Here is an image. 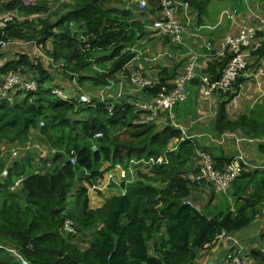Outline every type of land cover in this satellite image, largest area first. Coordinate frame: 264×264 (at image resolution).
<instances>
[{"label":"trees","instance_id":"16d2710c","mask_svg":"<svg viewBox=\"0 0 264 264\" xmlns=\"http://www.w3.org/2000/svg\"><path fill=\"white\" fill-rule=\"evenodd\" d=\"M69 1H0V14L15 12L26 18L7 24L6 39L35 43L44 51V59L21 53L0 66V83L6 75L18 73L38 86L35 91H18L23 94L18 101L14 94L0 98V174L7 171L6 176L0 175V264H21L19 257L30 264H192L197 252L218 235L239 231L254 220L264 202V170L244 171L232 182L233 208L210 215L184 203L191 199L194 185L183 175L197 168V141L181 140V130L174 126L159 130L152 121L139 118L147 111L126 98L117 102L92 98L90 105L78 102L83 88L101 90L117 82L118 74L130 77L131 69L126 66L136 56L135 48H140L138 41L154 35L147 26L160 10V0H147L144 12L118 6L116 0ZM173 1L187 4L193 21L201 25L209 6L221 0ZM237 4L232 5L239 11L242 4ZM205 49H199L204 55L199 61L208 58L206 67L197 69L198 75L188 84L187 101L172 110L177 119L193 114L190 96L198 89L199 74L215 79L228 60V54L216 55V51L208 57ZM253 55L264 57V43ZM183 61L162 68L152 84L141 89V98L157 96L163 86L170 89ZM60 70L62 77L78 86H71L76 92L70 101L60 99L51 89L63 88L54 85ZM245 79L237 78L231 91L218 92L215 135L264 136V102L249 115L235 120L227 116L226 105ZM110 104L112 113L107 108ZM82 112L83 116L75 118ZM33 130L54 150L52 158L33 169L35 156L24 147L18 149L16 159H10V154L2 157L3 152L11 153L9 145L24 144ZM173 138L179 142L170 150L168 142ZM200 147L209 150V146ZM262 148L264 144L259 143L258 149ZM215 155L217 167L230 160L221 153ZM135 162H147V166H135L136 177L128 174L131 181L122 182L119 193L91 208L87 188L79 183L96 184V178L109 169L101 170L104 163H110L111 169L115 165L128 168ZM15 183L20 193L11 190ZM68 220L74 223L76 235L63 230ZM84 242L86 248L80 246ZM251 256L257 264H264L263 252L253 250Z\"/></svg>","mask_w":264,"mask_h":264},{"label":"built area","instance_id":"2783aa9c","mask_svg":"<svg viewBox=\"0 0 264 264\" xmlns=\"http://www.w3.org/2000/svg\"><path fill=\"white\" fill-rule=\"evenodd\" d=\"M8 1V0H0ZM141 7H138L140 11L144 12L147 8V0H141ZM160 10L157 14H154L155 19L150 23L147 28L148 31L152 33H157L162 37L168 38L171 42H175L181 45H185L183 42L184 34L189 28L192 27L193 17L189 12V7L187 4L177 3L173 0H160ZM227 18H230L232 15L231 12H225ZM4 13L0 16V50H4L7 47L8 39H6V27L9 22L14 21L16 18L13 14ZM257 19H260L259 15H256ZM195 23V22H194ZM264 33V24L259 25L251 24L247 26H242L238 29L237 32L228 33L224 36L220 42V46L217 54L225 55L228 54V60L221 70L218 77L212 79V77L206 73L199 74V88L203 96L207 97L214 93L218 92H227L233 90L234 83L237 78L246 75H249L248 69L251 67V62L254 58L253 52L256 51L259 47L256 44L257 35L259 32ZM208 50L212 49V44L208 43L206 45ZM189 55L182 66L181 72L170 81L171 88L167 89L162 87L161 91L157 96L148 99L142 98L138 103L134 105L141 109L146 110L147 113L145 121H152L159 112H167V114L172 118L174 114L172 113L173 108L176 105L181 104L187 97V87L190 81L198 75L197 69L201 70L204 68V65L199 62V53L193 50L190 46L188 48ZM138 69H133L129 80L133 81L134 89L141 92V89L145 86H150L152 82L143 77L141 72H138ZM38 89L37 84L30 80L24 79L18 73H10L6 75L2 82L0 83V98L7 97L9 94L17 93L18 91H35ZM52 92L64 100H69L71 97L64 90L59 87H52ZM103 90L100 91L98 100L104 101V96L102 94ZM118 98L117 96H115ZM115 98V99H116ZM90 96L82 92L79 93L78 102L84 103L87 105L91 104ZM149 100V101H145ZM130 101V100H129ZM110 113H112L113 105L110 104L107 106ZM40 125H43V122H40ZM176 128L180 127L173 125ZM227 133V132H226ZM97 137L101 136V133L96 134ZM229 137V134L221 135V138ZM186 138H193V136H188ZM184 138L182 137L181 140ZM238 141V140H237ZM171 146V145H170ZM170 150L175 149L176 147H170ZM238 148V146H237ZM198 166L195 171H189L183 175V177L189 181L190 184L194 186L203 187L204 185L209 186L208 188H214L217 192L227 191L232 182L239 177L244 171L248 170H257L259 166H251L255 164L249 163L245 156L241 153V150L238 151L230 158V160L223 166L217 167L216 163L211 156V154L202 150L197 154ZM151 164L160 163L159 161H148ZM167 161L165 160L164 163ZM71 163H75L74 156L71 157ZM137 163V162H135ZM147 163V162H144ZM113 168H116L115 175L121 179L126 178L131 166L128 168H123L120 165H115ZM112 168V169H113ZM114 170V171H115ZM5 174V172H4ZM105 177L98 176L96 182L98 186H95L94 189L102 191V188L99 186ZM101 179V181H97ZM115 179L114 177H109L107 175V185ZM106 188V186L104 187ZM186 204L193 205L190 200H185ZM63 230L67 235H76L77 230L72 221H67L64 224ZM227 233L223 232L214 239L211 244H207L205 247L215 244L220 238L225 236ZM264 253V250L261 249ZM234 264H257V262L252 258L250 253H243L238 255L232 253ZM21 264H30L27 260L20 258Z\"/></svg>","mask_w":264,"mask_h":264},{"label":"rangeland","instance_id":"374dc122","mask_svg":"<svg viewBox=\"0 0 264 264\" xmlns=\"http://www.w3.org/2000/svg\"><path fill=\"white\" fill-rule=\"evenodd\" d=\"M64 1L70 2L69 0H64ZM116 1H117L116 3L118 6L125 7V8H130V9L133 8L134 9V8L141 7V5H140L141 0H116ZM239 1H241V0H230L231 4H233L235 2H239ZM2 2H4V1H2ZM250 3L252 4L251 8L253 10H255L257 12L260 11L262 14L261 19L260 20L256 19L254 23L257 22L259 25L264 24V0H250ZM56 6L57 5H55L52 9H54ZM11 14H13L16 18H18L15 20L19 21V20L26 19V18H23L22 16L18 15L15 12H11L9 15H11ZM1 15L2 14H0V16ZM36 16L38 17L39 15H31V16H29V18H33ZM224 16L225 17H223V18L226 20V18H227L226 13H224ZM213 17H214V21L210 22V21H207L208 16H204L205 20L207 21V25H212L214 22H216L217 14L213 13L211 15V18H213ZM243 17L244 16L241 13L238 15L237 18L235 17L234 24L237 25L236 30L238 28H240L242 25L246 24V23H243V21H244ZM52 19H54V17H52ZM226 26H227V24H225L224 28ZM210 32H214V31H210L207 28H204L202 30V34L206 38L210 37ZM224 32H227V31L222 30L221 36L224 34ZM217 33H218L217 35H220L219 31H217ZM149 37L150 38H148V40L146 39V37H144L140 41H138V45L140 46V48L138 47L139 49H136L137 47L136 48L134 47L136 50V56L134 57V59L130 63L127 64L126 69H128V70L131 69V72L133 69H138L139 70L138 72H141L143 77L146 78L147 80H150L151 82L154 80V76H156L155 73L159 69L161 70L162 68H170L171 66H173L174 62L177 63L181 60H184L182 63V66H183V64L185 63V61H186V59L190 53L188 50L189 46L190 47L193 46L198 52H200L199 49L201 47H199V46H201V45H199L198 47L194 46L195 44H200V43L199 42L197 43V41L194 40L193 38H188L187 40H184V38H183V42L185 43V45H181V44H178L175 42H171L170 40H169V42H167V40L165 39L166 37H162V36L158 35L157 33H155L154 35L149 34ZM196 38H197V40H200L199 37H196ZM222 38H220V39H222ZM173 45L181 46V47L178 48L179 49L178 50ZM213 49H216V51H218L219 44L215 45L213 47ZM43 52L44 51L42 50V48L40 46H37L35 43H27V42H23V41H18V42L9 41L7 44V47L4 50H0V54H1L0 55V66L8 60H15V58H18L17 56L21 53L27 54L31 59H37V58H43L44 59ZM212 52L213 51H211L210 53H212ZM203 60H201L199 62L201 65L204 63ZM182 66L179 69L180 72L182 70ZM251 67H249L248 71L251 70L250 69ZM60 72H61V70L56 72V73H58V76L56 78H60L65 82V83H63V85H65L66 87H63L65 89H63V88L62 89L66 93L70 94V92H71L70 97L72 98L73 97L72 94H74L76 92L74 90L78 86L71 79L62 77L60 75L61 74ZM118 75L120 76V77H117L118 81L112 83L113 85H110L109 87L105 88V90H103L102 94H103L104 98L107 97L111 100L113 99L112 102H117V100L122 101L123 98H126L127 100L133 101L135 103L140 102L142 99L141 95H140V91H137L134 89L133 81L132 80L130 81L128 76H125V75L122 76L120 74H118ZM21 77H22V75H21ZM123 77L124 78L126 77L127 79L125 78V81H123V83L121 82L122 87L119 89L118 83L120 81V78L123 80ZM241 77L246 78L247 76L243 75ZM46 86L50 87L51 85L47 84ZM71 86H75L76 88L73 89V88H71ZM99 91H100L99 89L87 90L86 88H83L81 90L82 93L87 94L88 96H90V98H96V99L98 98V96L100 94ZM13 94H11L10 96L13 95V99H15L17 101L20 100V97L23 95V94L19 95L17 93H13ZM216 95H218V97H219V93H214V94L207 96V97L201 96L200 98L202 99V101H205V102H200L198 99V96H196V105H194V107H193V113L194 114L191 115V117L187 120H181L180 121V119H176L174 117L171 118L167 114V112H159L156 115V117L154 119H152V122L156 125V127L159 130L162 129L164 126L176 125V126L180 127L181 133H182L181 138L193 136V134H196L197 132H199V130H198V125H199V127L201 128L200 132H202V131L206 132L204 134H206L207 136H202V135L199 136L200 134H196V136H194V138H196V137L199 138V139L196 138L198 140L197 143L199 146L195 147V153L198 154L201 150H203L200 146H209L210 154H212V146L213 147L214 146H220V148H221L224 145L217 144V141L215 140V138L213 136H211L212 134H215V133L214 132L212 133L211 129L206 128V126L203 125L205 123L204 118L197 121V123H195L193 121V119L196 116L200 118V114H202V113L204 114L205 117L210 118V116H211V118H212V115L216 111V108H215L216 105L214 107L212 104H210L211 103L210 100L212 99L213 96L215 97ZM115 96L118 97L117 100L114 99ZM188 98H189V96H187V99ZM190 98L193 99L192 96H190ZM219 100H220V97H219ZM194 102H195V99H194ZM245 106H246V103L244 105L243 111H241L240 113L246 112ZM213 108H215V109L213 110ZM197 109H198V112H196ZM202 110H204V111H202ZM212 110H213V112H212ZM83 115H84V112H82L81 114H78L77 116H75V118H78V117L83 116ZM139 118L146 119L145 113L140 114ZM224 134H229V132L224 133ZM31 135L32 136L26 142H24V144H16L15 143L12 147H11V145H9V148H11V153L10 152L9 153L3 152L2 157L5 158L8 154H10L9 155L10 159H13V158L16 159L15 156L18 153V149L24 147L23 150L28 151L31 154H34L35 159L33 162V169H38V166L43 164L46 158H52L53 157L52 152L54 150L49 149L45 145V143H43V141H41V139H40L41 137L37 133L36 130H33ZM238 135H240V134L238 133ZM219 137H220L219 140H222L221 136H219ZM243 139L248 141L251 138H243ZM253 139L254 138H252L251 142H250V143L254 142L253 145L259 144V143L264 144V136H262L260 139H257L256 141H254ZM245 140H244V144L246 142ZM169 142L171 143V144L169 143V145H171L172 147H176L178 142H179V139L173 138ZM227 142H228V140H227ZM226 143H225V146L222 147L223 152H224L225 147H226V150L229 152V148H228V145ZM242 143H243V141H242ZM242 150H243V148H242ZM243 152L241 151V153L245 156L247 153H245L244 150H243ZM246 156H245V159L247 160ZM49 165L50 164L48 163L47 166H49ZM137 165H141V167H139L140 169H143V168H145V166H147L146 163H144V162L134 163V165L131 166V169L128 172V174H130L131 177H134L136 175L135 174V170H136L135 166H137ZM109 166H110V163H104L103 167L101 168V170H106L105 168H109V169H107V172H105V177L103 179V182L99 185L102 188L103 192L94 189V185L98 186V183H96L94 185L92 183L89 184V183H85V182L79 183L80 187H81V185H84L87 188V195L89 198V205L91 208L92 207L96 208V207L100 206L102 204L103 199L106 196L110 195L109 193L106 192L108 187L112 186L113 188L111 190H113L112 192L116 194V193L120 192V186L119 185H121L122 182H125L127 184L128 182L131 181L130 177H128V174H126L125 179H121L120 177L116 176L115 175V172H116L115 169L116 168L110 169ZM197 166H198V161L195 158L194 159V167H197ZM251 166H258V164L251 165ZM0 175L4 176V175H2V173ZM107 175L109 177L115 176V181L113 183L112 182L109 183L108 185L106 183L107 182V180H106ZM97 181L99 182V181H101V179H98ZM77 184L78 183H76L75 185H77ZM105 186H106V188H104ZM230 188H231V186H230ZM11 190H15L17 193L21 192L19 185L14 186V189L11 188ZM192 203H193V200H192ZM193 205H194V203H193ZM228 206H229V190H227L225 192H217L214 190V188L213 189L211 188V194L209 195V200L204 204L203 211L206 213L209 212V214L212 215L213 213H216L219 210H225ZM78 236H79V234H78ZM84 239L87 240L88 237H84ZM87 245L88 244L85 242L80 244V246H83V247L87 246Z\"/></svg>","mask_w":264,"mask_h":264},{"label":"crops","instance_id":"0c3cea01","mask_svg":"<svg viewBox=\"0 0 264 264\" xmlns=\"http://www.w3.org/2000/svg\"><path fill=\"white\" fill-rule=\"evenodd\" d=\"M237 3H239L240 5L242 4V6H240L239 11H237V9H236L238 6L232 5L231 2H229V1H225V0L214 1L209 6L210 12L206 16H208L207 21L213 22L214 17L211 18V15L213 13H216L217 14L216 22H214L212 25H207V21L205 20V18H203L201 25H197L193 22L191 28H189L188 30L186 28V32L184 34V40H187L188 38H193L194 40L197 41V43L198 42L200 43V44H195L194 46L198 47L199 45H201V46H199L201 48L203 47V44H205V41L209 40V43L213 42L212 44L214 47L215 45L220 44V42H221L220 38H222L224 35L238 31L239 28L236 30L237 25L234 24V20H235V17L237 18L240 13L244 16L243 17V20H244L243 23H246V24H244L245 26L251 25V24H256L257 22L254 23L256 20L255 19L256 15H259L260 19H261V16H262L261 12L260 11L257 12L251 8L250 0H241ZM239 4H237V5H239ZM225 12H231L233 16H231L230 18H226V20H225L223 18V17H225L224 16ZM260 19H258V20H260ZM225 24H227V26L224 28ZM244 25H242V26H244ZM204 28H207L210 31H214V32H210V37L206 38L202 34V30ZM222 30L227 31V32H224V34L221 36ZM217 31L220 32V35H217L218 34ZM257 36L258 37L256 40V44H258L260 46L262 43H264V33L261 31L258 33ZM196 37H199L200 40H197ZM191 47L197 53H200L193 46H191ZM178 48L179 47L176 46V49H178ZM207 51H209V50H207ZM207 59L208 58H205L203 60L204 67H206L205 61H207ZM251 65H253V66L250 68L251 70L248 71L249 75L245 79L244 83L240 86V90H239L237 96H235L226 105L227 116L231 120H235L239 115H249L251 112H253V110L255 108H261L263 106V102H264V57H262L261 59H257V58L254 59L253 58ZM159 71H160V69L155 73L156 76H154V80H155V77H157V74ZM123 81H125V80L123 79V80L119 81V83H118L119 89L122 87ZM63 83H65L63 80L56 78L54 85H60V86L66 87L65 85H63ZM190 93H191V91H190ZM190 93H188L187 96H189ZM191 96L193 98V99H191L192 103H193V107H194V105H196V96H198V99L200 102H205V101H202V99L200 98L201 96H203V94H202L199 86H198L197 91L193 92V94ZM194 99H195V102H194ZM144 100L149 101L146 99H144ZM185 100L187 101V97ZM184 101H183V103H184ZM219 101H220L219 97H218V95H216L215 97L214 96L212 97V99L210 100V102H211L210 104H212L214 107L216 105L215 108L217 110V105H218ZM245 103H246V106H245L246 112L240 113L241 111H243ZM215 108H213V110ZM213 110H212V112H213ZM202 111H204V110H202ZM196 112H198V109L196 110ZM215 114H216V111L212 115V118H211V116L209 118V117H205L204 114L202 113V114H200V118L196 116V117H194L193 121L195 123H197V121L204 118L205 123L203 125L206 126V128L211 129V132L213 133L212 130H213V126H214ZM175 118L177 119V117H175ZM189 118H187V119H189ZM187 119H180V121L181 120H187ZM198 130H199V132H197L196 134H200L199 136H201V135L207 136L206 134H204L206 132H203V131L200 132L201 128L199 127V125H198ZM238 133L240 135H238ZM196 134H193L192 139L194 141H198L197 139H199L197 137H196L197 139L194 138V136H196ZM211 136H213L215 138V140L217 141V144H219V145L225 146V143L228 140V142L226 144L228 145V148H229V152L226 150V147H225L224 152H223L222 147H224V146H222L221 148H220V146H214V152L212 151V157L217 156V155H215V153H221L223 156L228 157L230 159L238 151V149H240L242 152L244 150L245 153H247L246 154L247 156L246 155L245 156L247 157V161L249 163L255 164V165L258 164L259 169H257V170H264V148H262L261 150L258 149L259 144L253 145L254 142L250 143L251 139H249L248 141L243 139L244 137L241 135L240 132H233V133L229 132V137H225L222 140H219L220 137L215 135V134H212ZM244 140L247 143L245 142V144H244ZM253 140L256 141L257 139H253ZM242 141H243V143H242ZM169 143L170 142H168V148L170 146ZM237 146H238V148H237ZM242 148H243V150H242ZM206 151H208L210 153V150H206ZM114 181H115V179H113V181H111V182L113 183ZM208 187L209 186H206V185H204L203 187L202 186L201 187H199V186L192 187V193H191V196L189 197L193 200L194 206L197 207V209L200 210L201 212L203 211L204 204L209 200V195L211 194V188H208ZM112 188H113L112 186L108 187L106 192L109 194H112L113 193L112 192L113 190H111ZM228 190H229V206H231L233 208L234 207V200L230 198V188ZM87 246H84V247L82 246V248H86ZM261 249L264 250V202L259 207V212L255 216L254 220L247 227H245L239 231L227 233L225 236L220 238L215 244L207 246V247L201 249L200 251H198L196 258L192 261V264H234L233 257H232L233 252L238 254V255H241L243 253H252L253 250L257 251V252H262Z\"/></svg>","mask_w":264,"mask_h":264},{"label":"clouds","instance_id":"9594fccd","mask_svg":"<svg viewBox=\"0 0 264 264\" xmlns=\"http://www.w3.org/2000/svg\"><path fill=\"white\" fill-rule=\"evenodd\" d=\"M255 19H257V18H255ZM237 32V31H236ZM234 33V32H233ZM232 34V33H231ZM225 36V35H224ZM224 36H223V38H224ZM222 38V39H223ZM222 39H221V41H222ZM209 43V41L208 40H206L205 41V44H203V46L207 49V47H206V45ZM212 44V43H211ZM219 46H220V44H219ZM208 50V49H207ZM211 51H216V49H213V44H212V49L211 50H209V51H207L208 53H210ZM217 52H219V51H216V55H220V54H217ZM199 55H200V57L199 58H201V57H204V55L203 54H200L199 53ZM223 55V54H222ZM211 56V53L209 54V56L208 57H210ZM255 58H257L256 56H254V59ZM247 78V77H246ZM74 82V81H73ZM75 83V82H74ZM76 84V83H75ZM52 88V87H51ZM59 88H61V87H59ZM107 88V87H106ZM62 89V88H61ZM105 89V88H104ZM63 90V89H62ZM102 90V89H101ZM100 90V91H101ZM100 91H99V93H100ZM81 92V91H80ZM67 94H69V93H67ZM70 95V94H69ZM60 98V97H59ZM107 98V97H106ZM116 97H114V99H115ZM60 99H62V98H60ZM105 99V98H104ZM109 99V98H108ZM64 100V99H63ZM116 100H117V98H116ZM64 101H70V100H64ZM112 101H113V99H112ZM177 106V105H176ZM202 151V150H201ZM197 155V154H196ZM71 164H74V163H71ZM112 169V168H111ZM4 172H5V174H4ZM105 172H107V171H105ZM105 172L103 173V175L105 174ZM6 174H7V171H6V168L2 171V175H4V176H6ZM18 184L17 183H15V185L14 186H17ZM14 186L12 187V189H14ZM186 200H190L191 202H192V200L191 199H186ZM185 202V201H184ZM193 204V203H192ZM192 206V205H191ZM9 251L11 252V253H13L14 252V250H11V249H9ZM251 254V253H250ZM19 259H20V257H19Z\"/></svg>","mask_w":264,"mask_h":264}]
</instances>
